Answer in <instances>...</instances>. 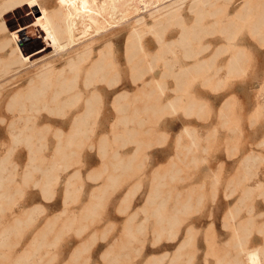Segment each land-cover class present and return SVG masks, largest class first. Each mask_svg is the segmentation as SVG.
<instances>
[{
    "label": "rangeland",
    "instance_id": "rangeland-1",
    "mask_svg": "<svg viewBox=\"0 0 264 264\" xmlns=\"http://www.w3.org/2000/svg\"><path fill=\"white\" fill-rule=\"evenodd\" d=\"M23 1L0 0V157L11 150L0 164V192L9 191L0 198V264H253L255 248L242 242L264 237V0H167L155 15L142 11L151 0H128L130 21L94 41V55L115 48L119 74L97 83L103 95H92L89 122V95H77L84 84L75 75L94 57L83 60L91 40L84 1L28 0L38 22L52 13L66 19L62 50L38 37ZM20 28L24 63L11 58L14 41L6 44ZM180 60L188 65L184 95H169V69ZM47 63L62 71L59 89L55 80L42 88ZM19 95L50 97L30 106ZM32 161L44 179L30 172ZM161 174L178 176L166 181L181 200L149 208ZM37 189L43 205L25 212Z\"/></svg>",
    "mask_w": 264,
    "mask_h": 264
},
{
    "label": "bare ground",
    "instance_id": "bare-ground-1",
    "mask_svg": "<svg viewBox=\"0 0 264 264\" xmlns=\"http://www.w3.org/2000/svg\"><path fill=\"white\" fill-rule=\"evenodd\" d=\"M83 1H84V3L81 7L80 13L83 12L82 13V16H83L85 14V12H87L89 14V19L91 21L89 28L86 30V35L84 36V37H88V38H86L88 40L91 39L90 42L82 50V52H83L82 54H84L83 60H85L87 57L94 55V52H95L94 46H93L94 41H99V42L103 41L104 39H106V35H107L109 30L113 31V29L115 27L120 29L124 23H127L130 20L126 19V18L124 19V13L126 10V5L128 3V0H83ZM166 1L167 0H151L147 4H144V5L142 4V9H143L142 11L143 12L147 11V12H149L150 15H155L157 13H160L163 11V9L167 8V6L165 5ZM21 4L27 5L30 8V12L32 11L30 1L25 0V1L21 2ZM176 4L177 3H174L173 5L176 6ZM31 13H32L31 15L33 16V24L38 26V29L40 30L38 37H41L47 46L62 50L70 44V39L68 38L65 40L64 35H63L64 33L62 31L63 26L61 24V21L64 22L65 24H67V21L65 18L64 19L55 18L52 15L53 14L52 13L50 15H47V18H45V19H47L46 22H44L45 20L43 22H38L35 19L34 12H31ZM135 21L139 22V23L140 22L146 23L144 18L137 19ZM145 25H147V23ZM137 27H139V24H135L133 26L134 31H136L135 32L136 36H137V32L139 31V28H137ZM23 32H24V30L22 28L18 29L16 34H15V32L12 33V37H10L9 40L6 41V44L14 41L15 52L11 53V58L14 59L15 62H19V63H24V62L29 61V56H30V55L23 54L20 47L18 46V44L20 43V42L18 43V40H19L18 39V33L22 34ZM24 39L27 40L28 39L27 36H25ZM106 45H108L109 47H114L113 42L111 40H109ZM82 57L83 56L81 54H79V58H81V60H82ZM70 64H72L71 65L72 68L75 67L73 60L70 61ZM52 66H53L52 63H47L39 69L40 70V80L42 82V84H41L42 88H44L45 86H48L49 84H52L53 81L55 80V83L59 89L60 84H62V82H63V78L61 75L62 71H60L59 69H53ZM77 67H78V65H77ZM118 74H119V63L117 61V52H116L115 48H114V50H112V53L110 56L104 48L100 49L98 54L94 55V57H93L92 61L90 62L88 68L85 69L83 72H81L79 67L77 68V70L75 71V75L77 76V78L80 77L81 80L83 81V84H84V87H82V89H80V91L77 93V95H83V96L89 95V97L88 96H86V98L84 97V99L86 100V110L88 112L87 113L88 117L85 116L86 117L85 122H89V118H90L89 116L91 115V110L93 108V103H92L93 97H92V95H103L102 91L104 88L101 86H98L97 83H99V82L101 83V82L109 81V80L111 82H116V81H118ZM56 92L59 93L60 91L58 90ZM42 96L44 99H46L47 97H50L48 95H39L38 98L42 97ZM58 96L59 95L56 94V95L52 96V98L54 99L55 97H58ZM71 98H72V100L75 99V95L71 96L70 99ZM116 101H117V104L119 105V103H118L119 101L118 100H116ZM87 114H85V115H87ZM83 121H84V119H83ZM81 127L82 126H75L72 129V133L70 134V137L75 136V133H76L75 131L80 129ZM195 143H197V142H195ZM170 162H172L171 159H170ZM171 164L173 165V162ZM162 167L164 169V166H162ZM166 167H165V169H166ZM171 167H169V169L167 167L166 171H169V172L174 171L173 173H176L177 171L179 172L181 170V169L179 170L177 168L176 169L173 168V167H175L174 165L172 168ZM154 173H157V172H154ZM158 173H159V171H158ZM173 173H171V174H173ZM163 174H165V172H163ZM159 175L153 177L154 182H152L153 185L151 188V192H150V194H148V196L149 195L150 196L149 197L147 196L148 199H147V201H145V203L147 202V206H149V208L154 207V209H155V207H158V209H159V207L164 206V205L166 207V203H168L167 201H169L171 199L172 200L175 199L176 201L181 200V197H179V195H181L180 191L178 192V194L175 197L172 196L173 192H175V191H173L174 188H172L173 185H170L166 181V179H170V182H173L178 177L177 176L178 174L176 176L170 175L167 178L164 177L162 174H161L162 176H159ZM43 179H44V177H43ZM164 187L168 188V190H167L168 196L167 197H165L163 195V194H165L163 192ZM192 190L194 191L193 188H192ZM193 193L194 192H191L190 195H188V196L186 195L187 197H185L183 199L185 201V202L182 201L184 208L189 207V205L192 204L191 200L193 197H191V196ZM198 200H199V197H198ZM180 206H182V205H180ZM183 207H181V208H183ZM161 208H164V207H161ZM158 209H157V211L159 212ZM166 209H167V207H166ZM174 209H175V207H174ZM162 210L165 211L164 209H162ZM177 210H178V207H177ZM160 211H161V209H160ZM184 245H185L184 241H183V243H181L179 245L177 252H176L177 256L180 255V253L178 251H180L184 247ZM174 259H176L175 256H174ZM250 260L253 263H256V262H258L259 259L256 255L252 254L250 257Z\"/></svg>",
    "mask_w": 264,
    "mask_h": 264
},
{
    "label": "crops",
    "instance_id": "crops-1",
    "mask_svg": "<svg viewBox=\"0 0 264 264\" xmlns=\"http://www.w3.org/2000/svg\"><path fill=\"white\" fill-rule=\"evenodd\" d=\"M169 42H170V44H175V43H171V42H173V41H175V39H172V40H168ZM179 53H176V55H178ZM179 56H181V54H179ZM177 57L178 56H176V58L175 59H177ZM171 60H174V57H173V55H172V57H171ZM187 67H188V65H187V63H186V61L184 60L183 62L180 60L178 63H174L173 65H172V68L171 69H169V71L173 74L172 75V77H173V80L170 82V87L169 86H166V88H169V90H171L170 92H169V95H184V91H185V77H186V75H187ZM184 69V71H182ZM182 72H184V75L182 76ZM170 74V73H169ZM177 74H179L180 75V78H179V80H177V78H176V75ZM171 75V74H170ZM175 75V76H174ZM16 96H18V95H14V97H16ZM71 95H65L63 98H66V97H68V99H69V97H70ZM124 96L125 95H123V98H124ZM19 97H20V99H21V101H22V99H25V100H27L28 99V105H30V106H34V105H36V102H37V100L39 99L38 97H36V95L35 96H33V95H19ZM59 97V96H58ZM63 98L61 97V98H57L58 100H60V99H62L63 100ZM13 99V98H12ZM169 99H171V98H169ZM30 101V102H29ZM31 101H35V104H33ZM53 101H55V100H53ZM55 103V102H54ZM166 103V102H165ZM165 103H164V105H165ZM60 104H62V108L63 107H65L67 104L66 103H64V102H61ZM160 104H162L161 102H160ZM23 112V111H22ZM24 113V112H23ZM74 114V112H70L69 113V115H73ZM22 117V116H21ZM23 118V117H22ZM1 121H3V118H1ZM70 121V120H69ZM71 122V121H70ZM11 123V122H10ZM67 123L69 124V122H68V120H67ZM8 125H10V124H8ZM70 126V125H69ZM10 153H11V150H10V148L8 149V151L5 153V155H3L2 157H0V164L1 165H4L5 167L7 166L6 165V163H7V160H8V158H9V156H10ZM38 157H36L35 158V160L37 159ZM34 161V160H33ZM33 161L30 163V162H28L27 163V165L30 163V164H32L33 165V168L32 169H29L30 170V172L33 170V169H35V170H40L41 171V174L39 175V176H36L35 177V179L36 180H41V178H43V176H44V168L41 166V165H34L33 164ZM27 165H26V168H27ZM35 166V167H34ZM40 166V167H39ZM8 170L5 168V170H4V172L2 173V175L3 176H7V178L6 179H9L11 176H10V173L8 172V173H6ZM25 173V172H24ZM27 173V172H26ZM5 179V180H6ZM41 189V188H40ZM6 192H9L8 190H6ZM5 191L2 193V192H0V198L2 197V196H4V195H2V194H4V193H6ZM41 193H43L42 192V190H40L39 192H38V189L37 190H32V193H31V196L32 197H34V196H36L34 199H32V200H34V201H32L31 202V206H28V207H26V208H24V211L26 212V211H31V210H34L33 209V206L34 207H38V206H40V205H43V201H38L37 200V196H38V194H41ZM2 195V196H1ZM13 194L12 193H10V197L12 196ZM10 197H4L5 198V200H7V199H9ZM31 199V198H30ZM29 199V200H30ZM51 201H52V199H51ZM0 203H1V201H0ZM0 206H1V204H0ZM31 207V208H30ZM0 210H2V208L0 207ZM237 243V242H236ZM243 248L244 249H252V248H255L254 250H251V251H249V258L251 257V255L252 254H254V255H256L257 257H258V259H260V260H258V262H256V263H259V264H263V262H262V257H261V254L259 253V249L258 248H260L261 249V251H263L264 250V237L263 236H254V235H252V236H250V237H247L243 242ZM236 249H237V252L239 251V248L238 247H236ZM102 254L103 253H101V256H102ZM245 254V253H244ZM263 254H264V251H263ZM14 259H16V258H14ZM250 262L251 263H253L251 260H250ZM253 264H255V263H253Z\"/></svg>",
    "mask_w": 264,
    "mask_h": 264
}]
</instances>
